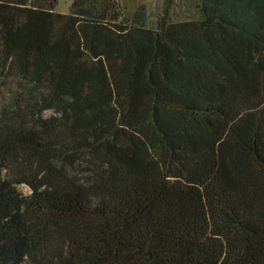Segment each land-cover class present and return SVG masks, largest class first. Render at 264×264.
<instances>
[{
    "label": "trees",
    "instance_id": "obj_1",
    "mask_svg": "<svg viewBox=\"0 0 264 264\" xmlns=\"http://www.w3.org/2000/svg\"><path fill=\"white\" fill-rule=\"evenodd\" d=\"M56 1L0 0V264H264V0Z\"/></svg>",
    "mask_w": 264,
    "mask_h": 264
},
{
    "label": "rangeland",
    "instance_id": "obj_2",
    "mask_svg": "<svg viewBox=\"0 0 264 264\" xmlns=\"http://www.w3.org/2000/svg\"><path fill=\"white\" fill-rule=\"evenodd\" d=\"M73 0H57L55 10L61 13H68ZM124 15L128 19H132L133 15L140 4L146 7L148 20L146 26L155 29L157 27L158 18L162 17L165 7L168 5L167 16L171 20H184L198 18L196 4L199 0H119ZM47 114L49 111L46 112ZM18 191L22 194H28L30 189L27 185L18 186Z\"/></svg>",
    "mask_w": 264,
    "mask_h": 264
},
{
    "label": "clouds",
    "instance_id": "obj_3",
    "mask_svg": "<svg viewBox=\"0 0 264 264\" xmlns=\"http://www.w3.org/2000/svg\"><path fill=\"white\" fill-rule=\"evenodd\" d=\"M13 187H15V185H13Z\"/></svg>",
    "mask_w": 264,
    "mask_h": 264
}]
</instances>
